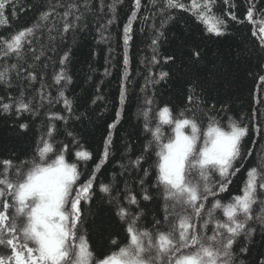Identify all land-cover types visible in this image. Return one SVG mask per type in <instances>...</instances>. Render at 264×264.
<instances>
[{"label": "trees", "instance_id": "trees-1", "mask_svg": "<svg viewBox=\"0 0 264 264\" xmlns=\"http://www.w3.org/2000/svg\"><path fill=\"white\" fill-rule=\"evenodd\" d=\"M232 2L235 7L228 9L223 0H217L215 11L225 15L233 11L244 22L226 17L229 34L216 38L191 13L174 9L172 14L176 19L166 20L159 5L154 7L152 0H141L137 18L131 23L128 45L124 44V28L136 10L134 0H5L6 7L0 9V52L5 49L6 38L19 30L40 25L35 38L28 37L33 43L25 45L21 59L17 60L15 54L0 58V72L7 70L11 76V86L0 84V103L26 100L31 109L17 115L15 105L10 113L0 108V162L11 159L14 164H21L30 160L42 145L41 137L45 136L49 125H54L57 146L69 145L66 159L77 163L83 172L81 178L89 174L95 176L92 200L81 204L84 220L81 230L97 256L116 251L128 242L126 222L117 215L118 205L140 213L138 225L153 232L156 230L154 222L165 215V204L171 201H165L163 192L153 187L158 157L151 147L153 136L149 129L158 122L162 107L167 106L174 113L186 109V96L193 83L202 86L197 91L203 100L199 109L186 112L187 117L202 121L201 127L206 129L205 112L215 115L225 108L226 112H220L217 118L226 131L230 130L229 117L250 128L246 145L251 155L233 176L228 191L218 197L222 203L242 194L247 170L264 164V135L251 130L257 120L264 123V116L250 119L257 109L264 113V107L254 102L264 96V83L259 80L264 76V49L251 35L253 25L244 20L248 0ZM73 3L80 11L73 10L65 19L62 14ZM262 6L264 0H256V8ZM44 12H53V15L47 21L41 20ZM75 15H80L81 19L75 20ZM255 16L260 19V12ZM65 22L73 24L68 32L62 31ZM160 32L164 35L154 46L152 40L159 37ZM192 50L200 51L199 61L191 58ZM65 54L68 60L61 63ZM154 55L160 63H153ZM169 55H174L175 61L165 62ZM13 64L16 68L11 67ZM161 71L169 72V77L160 80ZM61 73L67 79L57 84L56 77ZM29 74L36 79L29 80ZM61 91L71 111L65 107ZM121 92L125 96L123 103ZM148 100L153 103L147 104ZM213 105L215 110L209 111ZM53 113L66 120H50ZM113 123H116L115 129L110 127ZM21 124H27V128H22ZM162 131L166 142L168 126H163ZM109 134L111 145L106 144ZM73 146L91 153V160L84 162L74 158ZM106 146L109 155L103 160ZM137 159L140 166L136 165ZM143 169L148 170L147 176ZM101 184L110 186L111 197L99 190ZM143 189L152 196L150 201L142 199ZM133 194L138 207L128 202V196ZM212 199L209 198L206 209ZM253 211H257V206ZM215 215L224 219L221 210ZM172 219L170 217L169 223ZM157 227L165 229L167 226L162 223ZM211 227L209 225V229ZM255 227L257 232L247 254L238 251L242 236L234 245L241 264H257L259 259H264V237L259 223ZM113 239L116 244L111 243Z\"/></svg>", "mask_w": 264, "mask_h": 264}, {"label": "snow or ice", "instance_id": "snow-or-ice-1", "mask_svg": "<svg viewBox=\"0 0 264 264\" xmlns=\"http://www.w3.org/2000/svg\"><path fill=\"white\" fill-rule=\"evenodd\" d=\"M152 4L154 7L159 5L166 20L176 19L172 14L174 9L191 13L216 38L229 34L227 18L244 22L233 11H227L226 15L215 11L217 0H189L188 3L184 0H152ZM223 4L228 9L235 7L232 0H223ZM134 5L136 10L131 13L129 23L124 28L125 45L131 40V23L137 18L141 0H134ZM5 7V0H0V9ZM68 9L62 14L65 19L73 14V10L80 11L75 3L70 4ZM257 11L260 12V19H256ZM52 15L53 12H44L41 20L47 21ZM74 19L78 21L81 16L75 15ZM244 20L253 25L251 35L264 49V6L257 9L256 0H248ZM38 27L39 24L19 30L6 38L0 58L15 54L17 60L21 59L25 45L33 43L28 37L35 38ZM72 28L73 24L65 22L62 31L68 32ZM163 35L160 32L152 44L158 45ZM191 58L199 61L200 51L192 50ZM175 59L174 55H169L165 62ZM67 60L68 55L65 54L61 63ZM152 61L160 63L155 55ZM11 67L16 68V65ZM168 77L167 71L159 73L160 80ZM28 79L35 80L36 77L29 74ZM64 79L67 78L61 73L56 77V83ZM259 80L264 83V76H260ZM68 82H71L70 79ZM0 84L11 86V76L7 70L0 72ZM200 87L193 83L188 89V106L185 110L174 113L169 107H162L158 112V122L149 129L153 136L151 147L158 157L153 187L163 192L165 201H171L165 204L162 220L154 222L155 232L138 225L140 213H133L131 209L118 205L117 215L126 222L128 242L116 251L97 256L81 230L84 223L81 204L82 201L91 202L95 176L89 174L81 178L83 172L78 169L77 163L66 159L69 145L61 143L57 146L58 137L54 135L56 128L50 124L45 136L41 137L42 145L38 146L34 157L21 164H14L11 159L0 162V264H241L234 249L240 237L244 239L238 251L243 254L249 252V244L257 232L255 224L259 223V231L264 237V164L247 170L242 194L231 196L222 203L218 197L228 191L233 176L251 155L246 145L250 128L229 117L230 130L226 131L217 118L220 112H226L225 108L215 115L205 112L208 119L206 129L201 127L202 121H197L194 116L187 117L186 112L200 108L203 100L197 91ZM60 97L71 111V105L62 91ZM124 98V92H121V103ZM254 102L264 107V96L257 97ZM152 103V100L147 101L149 105ZM14 105L17 115L31 110L26 100L15 99L11 103H0V108L10 113ZM215 107L213 105L209 111L215 110ZM258 116H264V113L257 109L250 119ZM49 119L66 120L55 113ZM20 126L27 128V124ZM163 126L169 129L166 142ZM110 127L115 129L116 123ZM251 130L264 135V123L257 120ZM68 135L72 136V133ZM73 140L75 142V137ZM111 143L112 136L109 134L106 144ZM73 153L74 158L80 161L87 162L92 158L91 153L77 150L74 146ZM108 155L106 146L103 152L105 160ZM136 165L140 166L139 159ZM143 174L147 176L148 170L143 169ZM140 183L143 184V180ZM99 190L112 196L110 186L101 184ZM142 191V199L150 201L152 196L146 189ZM209 198H213L212 203L206 209ZM128 202L138 207L134 194L128 196ZM254 206H257L255 213ZM217 210L222 211L224 219L215 215ZM170 217L173 219L169 223ZM162 223L167 226L165 229L157 227ZM209 225H212L211 229ZM111 243L116 244L117 241L113 239ZM257 264H264V259H259Z\"/></svg>", "mask_w": 264, "mask_h": 264}, {"label": "rangeland", "instance_id": "rangeland-1", "mask_svg": "<svg viewBox=\"0 0 264 264\" xmlns=\"http://www.w3.org/2000/svg\"><path fill=\"white\" fill-rule=\"evenodd\" d=\"M103 160H105L104 157H103Z\"/></svg>", "mask_w": 264, "mask_h": 264}, {"label": "bare ground", "instance_id": "bare-ground-1", "mask_svg": "<svg viewBox=\"0 0 264 264\" xmlns=\"http://www.w3.org/2000/svg\"><path fill=\"white\" fill-rule=\"evenodd\" d=\"M84 204V203H83Z\"/></svg>", "mask_w": 264, "mask_h": 264}]
</instances>
